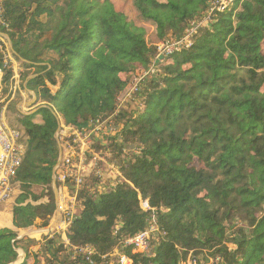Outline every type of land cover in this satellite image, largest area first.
Segmentation results:
<instances>
[{"label":"trees","instance_id":"1","mask_svg":"<svg viewBox=\"0 0 264 264\" xmlns=\"http://www.w3.org/2000/svg\"><path fill=\"white\" fill-rule=\"evenodd\" d=\"M226 1L219 9L221 0H131L158 41L181 37L207 14L208 21L189 48L153 63L121 111L123 143L112 146L120 155L133 147L116 158L122 178L95 197L79 193L68 244L52 235L15 240L17 232L3 228L0 264L15 262L18 248L19 264H87L72 249L85 246L95 264H119L116 249L131 264H264V0ZM3 18L0 31L14 50L45 63L23 64L35 68L26 88L38 109L18 119L27 151L12 178L20 190L13 226L45 228L55 218L57 117L67 124L107 117L132 75L151 65L156 44L111 0H3ZM150 214L158 244L148 253L122 246L118 240L143 230Z\"/></svg>","mask_w":264,"mask_h":264},{"label":"built area","instance_id":"2","mask_svg":"<svg viewBox=\"0 0 264 264\" xmlns=\"http://www.w3.org/2000/svg\"><path fill=\"white\" fill-rule=\"evenodd\" d=\"M226 0H221L226 5ZM208 14L189 23L184 33L179 38H166L155 47V56L147 69H140L132 75L130 83L117 98V107L107 117L89 119L81 124H67L58 116V131L56 132L60 157L56 168V197L58 199L59 223L54 229L63 236V241L68 244L65 230L71 225L77 213L81 199L79 193L86 191L93 197L113 188L117 180L122 178L119 161L115 158L116 149L112 144L122 145L123 138L120 133L123 119L120 117L122 110L135 100L140 91L141 84L146 77L155 72L153 63L173 52L187 49L192 44L195 32L207 24ZM0 26L7 27L3 18V0H0ZM0 94L3 88L5 70L12 61L7 43L0 35ZM13 89V88H12ZM27 146L24 131L0 123V198L9 197L6 190L11 179L15 176L19 166L26 156ZM129 149L122 146L121 154H127ZM143 211H150L147 200L140 202ZM149 223L143 230L128 239L118 241L122 246H130L133 252L148 253L151 245L158 244L161 233L155 224L154 217L150 214ZM47 236H51L47 235ZM73 255L86 256L87 264H95L89 258L93 249L89 246L73 247ZM119 264H131V259L115 250ZM191 264H194L192 262Z\"/></svg>","mask_w":264,"mask_h":264},{"label":"crops","instance_id":"3","mask_svg":"<svg viewBox=\"0 0 264 264\" xmlns=\"http://www.w3.org/2000/svg\"><path fill=\"white\" fill-rule=\"evenodd\" d=\"M2 36L4 37L7 43L8 50L12 57V61L10 62V67L8 68V70L11 71L8 82L4 83V81H2L3 88L0 94V123L6 124L8 122L9 123L16 122L17 127H13V128L24 131L23 128L19 125L18 119L20 116L27 114L28 112H24V109H27L26 107H28L29 105L33 107V103L36 101L35 92L26 88L27 79L35 76L36 73H35V68H26L23 66V64L32 63L35 66H38V65H44L45 63L44 62L33 63L23 58L19 53H17L14 50L12 42L10 38L8 37V34L5 33ZM23 75H26V76L23 78ZM28 96H31V99L29 101L27 100ZM10 108H13L14 110L13 113H10ZM16 116L18 117L17 120H16ZM10 184H12L11 188L13 189L11 195H9L7 199L0 200V229L8 228L12 230V226H13L12 209H13V206L15 205V199L19 195L20 190H19L18 182L12 181L11 179ZM53 195L56 196V192L53 191ZM41 201L45 202L46 197H44ZM36 222H38V220H36ZM34 227L31 226L29 228L36 230V228ZM27 229H24V230L26 231ZM16 230L17 231L15 230L13 231L17 232L16 237H18L20 235L19 233L23 232L21 231L23 229L16 228ZM36 232L37 234H42L40 230L38 229L36 230ZM43 234H46V233L43 232ZM31 236H34V234H32ZM27 237H30V236H27ZM17 251L18 250L16 249V252Z\"/></svg>","mask_w":264,"mask_h":264},{"label":"rangeland","instance_id":"4","mask_svg":"<svg viewBox=\"0 0 264 264\" xmlns=\"http://www.w3.org/2000/svg\"><path fill=\"white\" fill-rule=\"evenodd\" d=\"M113 3H114V5H115V7H116V9H119V10H123V12L128 16V18L132 21V22H134L136 25H138V26H142L144 29H145V31H146V40H147V42L149 43V44H152V45H157L160 41H158L157 39H156V36H155V32H154V27H153V25H152V23L151 22H149V21H145V20H142L139 16H138V13H137V11L133 8V6H132V4H131V0H111ZM0 33H6L7 34V32H5L4 30L3 31H0ZM9 37V36H8ZM118 98V97H117ZM31 99V96H28L27 97V100L29 101ZM37 105H38V103L37 104H35V103H33V107L31 106V105H29L28 107H26L27 109H24V112H31L32 111V109H35V107H37ZM14 112V110H13V108H10V113H13ZM18 119V117L16 116V120ZM33 121H35V122H37V123H39V122H41L42 121V119H41V116L40 115H37L34 119H33ZM8 126H10V127H17V123L16 122H13V123H6ZM19 125L22 127V128H24V125H23V122L21 121V122H19ZM134 145V144H133ZM129 149V148H128ZM132 149H133V147L132 148H130L129 150L130 151H132ZM117 154L119 155V156H117ZM117 154H116V156H115V158H117V157H119V161L121 160V159H124V157H125V154H121L120 155V153H118L117 152ZM12 184H10L9 185V187H8V189L6 190V194H8V195H11V193H12ZM52 195H53V191H52ZM46 197V201L45 202H47V201H49L50 200V198H51V196L50 195H46L45 196ZM7 199V198H6ZM0 200H2L1 198H0ZM53 200H54V203H55V205H56V203H58L59 201H58V199H57V197L56 196H54L53 195ZM56 208V207H55ZM55 215H56V211H55ZM57 217L55 216V218L51 221V223L49 224V225H53L54 223H55V219H56ZM238 225H239V223H238ZM35 226V225H34ZM34 226H32V227H34ZM34 228H36V229H42L41 227H38V226H35ZM45 228H47V227H45ZM44 228V229H45ZM21 231H25V230H21ZM55 230H53L52 231V233H51V235H52V237H54V241H55V243H56V245L57 244H59V243H64V239H63V236L61 235V234H59V233H57V232H54ZM22 232V233H23ZM22 233H19L20 235L22 234ZM41 235H46V234H37V233H35L34 234V236H30L31 238H34L35 240H37V241H41ZM51 237V236H50ZM18 251H17V259L16 260H23L24 259V257H25V251L23 250V249H21V248H18L17 249ZM19 255V256H18ZM71 259H72V257H71ZM195 264V263H194Z\"/></svg>","mask_w":264,"mask_h":264},{"label":"water","instance_id":"5","mask_svg":"<svg viewBox=\"0 0 264 264\" xmlns=\"http://www.w3.org/2000/svg\"><path fill=\"white\" fill-rule=\"evenodd\" d=\"M0 35H4V33H0ZM37 109H38V107H35V109H33L31 112H29V113H27V114H25V115H28V114H32V113H34V112H36L37 111ZM57 120H58V117H57ZM58 131V127H57V130H56V132ZM56 132H55V134H54V139H55V142H56V144H57V148H58V160H57V162H56V164H55V166H54V168H53V171H52V177H51V186H52V190L55 192V190H56V168H57V166H58V164H59V157H60V151H59V145H58V142H57V137H56ZM55 211H56V221H55V223L53 224V225H49L47 228H45V229H38V230H40V232L41 233H43V232H45L46 233V235H50L51 233H52V231L56 228V226L58 225V223H59V210H58V206H57V204L55 205ZM12 230H15V231H17L16 230V228L15 227H13L12 226ZM37 230V229H36ZM36 230L35 229H32V228H29V229H27L26 231H24L21 235H19L18 237H16L15 238V240H19V239H21V238H23V237H25V236H31L32 234H35V233H37L36 232ZM22 262V260H16L15 262H13V263H11V264H19V263H21Z\"/></svg>","mask_w":264,"mask_h":264}]
</instances>
